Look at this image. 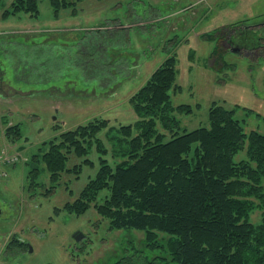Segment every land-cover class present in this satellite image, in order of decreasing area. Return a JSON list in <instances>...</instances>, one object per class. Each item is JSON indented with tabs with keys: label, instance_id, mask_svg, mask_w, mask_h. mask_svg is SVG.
Listing matches in <instances>:
<instances>
[{
	"label": "rangeland",
	"instance_id": "rangeland-1",
	"mask_svg": "<svg viewBox=\"0 0 264 264\" xmlns=\"http://www.w3.org/2000/svg\"><path fill=\"white\" fill-rule=\"evenodd\" d=\"M13 1L0 0V150L4 130L18 123L20 137L8 150L27 159L0 167V264L111 263L130 243L141 246L143 230L111 228L96 210L105 191L81 214L64 208L96 174L95 147L86 157L70 156L68 167L82 163L81 172L64 173L48 195L49 171L34 155L40 158L61 131L96 117L134 123L132 96L168 56L177 58L173 104L194 107L174 112L184 127L208 125L218 102L236 111L247 132H264V57L252 68L245 53L231 49L229 68L220 72L211 59L218 43L208 38L224 25L263 22L264 0H79L57 15L50 0H40L38 15L13 13ZM107 133L100 137L111 145ZM247 149L248 141L235 159H247ZM34 168L41 184L31 188ZM263 214L257 207L251 220L259 223ZM13 237L18 242L6 246Z\"/></svg>",
	"mask_w": 264,
	"mask_h": 264
},
{
	"label": "trees",
	"instance_id": "trees-1",
	"mask_svg": "<svg viewBox=\"0 0 264 264\" xmlns=\"http://www.w3.org/2000/svg\"><path fill=\"white\" fill-rule=\"evenodd\" d=\"M50 1L57 15L79 0ZM39 3L14 0L13 13L38 15ZM10 13L8 9L4 14ZM259 34L258 25L221 26L208 37L218 43L212 66L220 72L228 69L225 56L233 46L255 45L252 40ZM244 53L252 68L263 56ZM177 76V58L172 54L132 96L139 115L134 123L115 126L96 117L52 138L40 158L34 155L50 174L51 187L45 194L59 185L64 173L75 171L78 177L83 165L68 167L70 156L86 157L95 147L100 153L96 174L64 208L81 214L105 191L102 202L94 205L110 220L111 228L145 232L141 246L132 242L126 253L103 264H264V214L259 223L251 220L255 208H264V132H247L236 111L218 102L209 108L208 125L188 130L174 114L194 110L191 104H173L170 91L177 87ZM107 128L111 145L100 137ZM6 136L16 142L20 125L9 126ZM247 141L248 158L237 161ZM110 151L112 159L106 158ZM33 174L31 188L41 184L35 180L39 168Z\"/></svg>",
	"mask_w": 264,
	"mask_h": 264
},
{
	"label": "flooded vegetation",
	"instance_id": "flooded-vegetation-1",
	"mask_svg": "<svg viewBox=\"0 0 264 264\" xmlns=\"http://www.w3.org/2000/svg\"><path fill=\"white\" fill-rule=\"evenodd\" d=\"M243 24H244V27L258 25L260 27V34L259 36L254 38V40H252L255 43V45H251V43L244 45L243 47L240 45H237V46L234 45L232 49L234 51H237L238 53L247 52L248 54L250 53L253 56H257V57H259L260 54H263L264 56V21L261 23L253 24V25H247L245 23ZM248 39H249L248 42H250L251 37L249 36Z\"/></svg>",
	"mask_w": 264,
	"mask_h": 264
},
{
	"label": "built area",
	"instance_id": "built-area-1",
	"mask_svg": "<svg viewBox=\"0 0 264 264\" xmlns=\"http://www.w3.org/2000/svg\"><path fill=\"white\" fill-rule=\"evenodd\" d=\"M20 155L17 153L8 152L6 149H3L0 152V163L1 164H12L20 160Z\"/></svg>",
	"mask_w": 264,
	"mask_h": 264
},
{
	"label": "water",
	"instance_id": "water-1",
	"mask_svg": "<svg viewBox=\"0 0 264 264\" xmlns=\"http://www.w3.org/2000/svg\"><path fill=\"white\" fill-rule=\"evenodd\" d=\"M83 236H84V235H83L82 233L77 232V233L75 234V239H76L77 241H79V240H81V238H82Z\"/></svg>",
	"mask_w": 264,
	"mask_h": 264
}]
</instances>
